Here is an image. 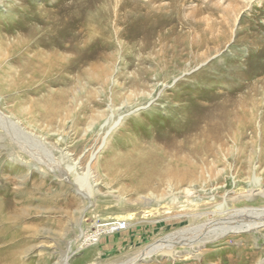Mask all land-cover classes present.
<instances>
[{
	"label": "rangeland",
	"instance_id": "obj_1",
	"mask_svg": "<svg viewBox=\"0 0 264 264\" xmlns=\"http://www.w3.org/2000/svg\"><path fill=\"white\" fill-rule=\"evenodd\" d=\"M229 88L256 118L210 147ZM0 115L34 139L20 156L0 129V264H122L159 240L135 264L264 262V224L198 241L216 211L264 208V0H0Z\"/></svg>",
	"mask_w": 264,
	"mask_h": 264
},
{
	"label": "bare ground",
	"instance_id": "obj_2",
	"mask_svg": "<svg viewBox=\"0 0 264 264\" xmlns=\"http://www.w3.org/2000/svg\"><path fill=\"white\" fill-rule=\"evenodd\" d=\"M45 22H47V21H45ZM48 40L49 39H47V41ZM19 56L21 57L20 53H19ZM55 57H57V55ZM54 60H53V57L51 55H46L44 57H41L39 59V63L41 65V68L43 69L41 73H45L46 75L47 74H50V72L52 71L53 65L54 64L56 65V63H55ZM20 62H21V60H20ZM34 72H35V70H34ZM33 74H35V73H33ZM25 76H27V75H25ZM23 79H25V78H23ZM241 84H243V83H241ZM33 86H34V84H33ZM237 87L238 88H242L241 85H239ZM246 88H247V92H249V90H254L255 92L257 91L256 90V87H254L253 85L252 86H249V87L247 86ZM22 89H23V87H22ZM229 92H230V94H228V97L226 96L227 98H224V99L222 98V100H214L213 102H211L212 103V107H213L212 118H213V121H214L213 122V126H212V131L214 130V132H213V135H209L208 134V139H210V140L212 139V141L210 143V147H216L218 140H220V141L221 140H225V139L228 140L229 138H231L234 141H238L240 139L238 133L239 132H242L243 128L245 126H247V125H249L251 127L253 126L254 117H255L254 112H255V110L257 108V104L258 103L256 104L255 103L256 102L255 99L251 98L250 95L249 96L245 95V98H242V97L237 98L236 96L233 95V93L235 92V89L234 88H229ZM247 92L245 91V93H247ZM16 96H18V95H16ZM47 105H48L47 106V110H52L54 108V106L52 105V103H50V105L49 104H47ZM210 109H212V108H210ZM207 112H209V111H207ZM257 113H258V111H257ZM258 115H259V113H258ZM208 117H210V116H208ZM206 128H207V126H206ZM0 129H3L2 131L6 135V139L10 140L12 142L13 146H16V148L19 149L20 156L21 155L24 156V154H23L24 152L29 156L28 150L25 149V147H27V146L21 144V141H19L18 137L19 138L20 137H23V138H26V139L27 138L32 139L31 135H29V134L25 133L24 131L20 130L18 128V126H17V123H15L13 120L9 119L8 117H4L2 115H0ZM188 129H190V128H187V130ZM3 132H2V134H3ZM4 134H3V137L2 136L0 137L1 139L4 138ZM32 140H34V139H32ZM32 143H34V142H32ZM220 144H221V142H220ZM31 145L34 146V144H31ZM0 148H2V147L0 146ZM44 158H46V157H44ZM51 167H53V166H51ZM58 171H59V169H58ZM61 171L63 172L62 169H61ZM170 172H174V171L173 170H170ZM160 173L168 174V170L162 168L161 171L159 172V174ZM64 174H66V173H63L62 175H64ZM76 181H75V185H76V190L78 191V193L80 195L88 198L91 195L90 190L89 191L84 190V187L81 184V182H79L78 179H76ZM250 183H251V185H254V187L255 186H260V181L258 180L257 177L250 178ZM187 191H189V190H187ZM176 203H177V201L171 199L170 200V203L168 205H166V203H163L162 206H160V208L165 207L167 210H170L173 207H178V206H174V204H176ZM247 208L248 207L241 208V209H237V208L236 209H233V210L227 212L226 213L227 215L226 214H223V211H221V210L216 211L214 214H212L207 219V221L205 223V224H207V225L210 226V228H208L210 231L208 230L205 234L203 233V235L198 236V241L205 240V239L207 240L210 237H212V238H214V237H218V238L219 237H222L226 233V231L227 232H241V231H247V230H251V229H256L257 227L263 225L264 224V208L263 207H261V208L260 207L259 208H248V209ZM217 210H218V208H217ZM229 210H230V208H229ZM222 214H223V217L221 218ZM247 215H250V217L252 215H254V217H253V219H246L245 221L243 219L238 220V218H240V217L241 218H247ZM234 216H237L238 218H236ZM111 218L113 220H115V221H118V222L127 220V218L124 217L122 214H118V215L116 214V215L112 216ZM231 221H234V222H231ZM3 229L4 228H1L0 231L3 230ZM182 237L178 235V232H174L172 234V236H169L168 237L169 238L168 242L177 241V240H180V238H181V239H183V241L188 242L187 244H189L190 246H192V243L194 241L193 239L184 238V237L182 238ZM164 242H165L164 240H159L158 242H155V243H152L150 245L145 246L143 249H141L140 251H138L137 253H135L134 255H132L127 261L123 262L122 264H135V262L137 260H140V259L144 258L145 256L150 255L152 252H155L157 249L160 250L161 248H164L163 247L165 245ZM170 251H171L170 249H167L166 250V254H171ZM256 264H264V262L258 260L256 262Z\"/></svg>",
	"mask_w": 264,
	"mask_h": 264
}]
</instances>
